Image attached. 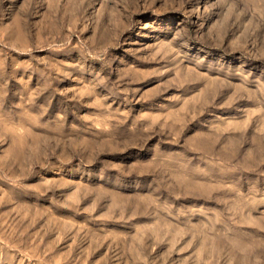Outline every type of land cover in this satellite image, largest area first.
Returning a JSON list of instances; mask_svg holds the SVG:
<instances>
[{
    "label": "rangeland",
    "instance_id": "rangeland-1",
    "mask_svg": "<svg viewBox=\"0 0 264 264\" xmlns=\"http://www.w3.org/2000/svg\"><path fill=\"white\" fill-rule=\"evenodd\" d=\"M0 264H264V0H0Z\"/></svg>",
    "mask_w": 264,
    "mask_h": 264
},
{
    "label": "bare ground",
    "instance_id": "bare-ground-1",
    "mask_svg": "<svg viewBox=\"0 0 264 264\" xmlns=\"http://www.w3.org/2000/svg\"><path fill=\"white\" fill-rule=\"evenodd\" d=\"M250 27V26H249Z\"/></svg>",
    "mask_w": 264,
    "mask_h": 264
}]
</instances>
